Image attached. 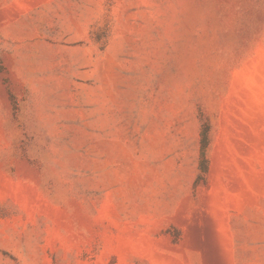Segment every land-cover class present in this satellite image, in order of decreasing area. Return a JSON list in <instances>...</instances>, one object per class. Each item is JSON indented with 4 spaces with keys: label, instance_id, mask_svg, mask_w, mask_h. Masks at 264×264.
Here are the masks:
<instances>
[{
    "label": "rangeland",
    "instance_id": "1",
    "mask_svg": "<svg viewBox=\"0 0 264 264\" xmlns=\"http://www.w3.org/2000/svg\"><path fill=\"white\" fill-rule=\"evenodd\" d=\"M0 264H264V0H0Z\"/></svg>",
    "mask_w": 264,
    "mask_h": 264
}]
</instances>
